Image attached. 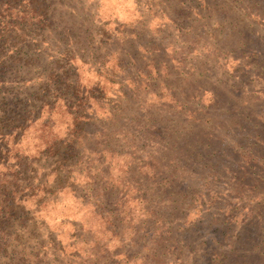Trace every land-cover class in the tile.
<instances>
[{"label":"rangeland","instance_id":"rangeland-1","mask_svg":"<svg viewBox=\"0 0 264 264\" xmlns=\"http://www.w3.org/2000/svg\"><path fill=\"white\" fill-rule=\"evenodd\" d=\"M0 264H264V0H0Z\"/></svg>","mask_w":264,"mask_h":264}]
</instances>
